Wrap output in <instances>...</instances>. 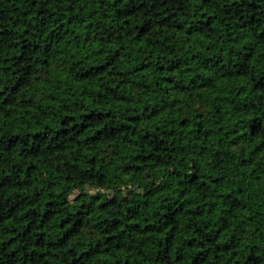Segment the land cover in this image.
<instances>
[{"label":"trees","instance_id":"trees-1","mask_svg":"<svg viewBox=\"0 0 264 264\" xmlns=\"http://www.w3.org/2000/svg\"><path fill=\"white\" fill-rule=\"evenodd\" d=\"M0 264H264V0H0Z\"/></svg>","mask_w":264,"mask_h":264}]
</instances>
